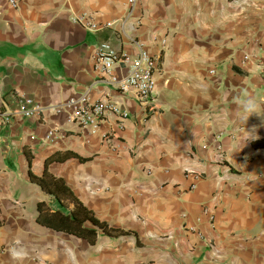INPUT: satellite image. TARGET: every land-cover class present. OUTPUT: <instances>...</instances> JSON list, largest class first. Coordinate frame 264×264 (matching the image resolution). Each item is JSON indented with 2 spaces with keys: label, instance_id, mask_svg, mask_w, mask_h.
Segmentation results:
<instances>
[{
  "label": "crops",
  "instance_id": "crops-1",
  "mask_svg": "<svg viewBox=\"0 0 264 264\" xmlns=\"http://www.w3.org/2000/svg\"><path fill=\"white\" fill-rule=\"evenodd\" d=\"M17 1L0 0V264H264V0ZM132 41L157 60L153 108L94 70L98 46L133 59ZM83 94L126 119L80 128L59 108ZM22 96L36 116L12 115ZM245 96L261 107L244 123ZM54 154L46 181L72 196L30 179ZM73 198L118 232L90 242L37 221L38 203L67 214Z\"/></svg>",
  "mask_w": 264,
  "mask_h": 264
},
{
  "label": "built area",
  "instance_id": "built-area-1",
  "mask_svg": "<svg viewBox=\"0 0 264 264\" xmlns=\"http://www.w3.org/2000/svg\"><path fill=\"white\" fill-rule=\"evenodd\" d=\"M6 2L10 9H16L18 7L17 0H6ZM136 2L137 0H126L130 10L135 6ZM72 21L90 30L112 27L110 23L103 25L96 24L86 16H78ZM132 43L138 50L137 55L133 59L116 53L107 44L98 46L93 54L94 70L107 76L109 78L108 81L114 85L117 90L123 93L133 94L142 105L153 108V95L155 92V80L153 75L157 70V60L143 49L140 42L132 41ZM116 64L128 66V71L123 78H117L112 74L111 71ZM209 74L213 75L214 71L210 70ZM16 101V109L12 114L14 116L29 119L36 116L41 110V107L36 104L32 98L22 96L17 98ZM59 109L69 110L72 123L80 128H89L91 132H96L100 123L103 122L108 115H112L120 121L126 119L128 115L120 106L105 98L99 99L96 102H89L86 94L68 100L62 104ZM0 117H3L4 124L10 122L9 115L4 116V114L0 112ZM55 133L56 130H49L45 139H50ZM103 140L110 147H113L112 140H108L105 137H103ZM194 177L196 178L195 175ZM192 188L194 187L192 186ZM189 231L195 232L193 228H190Z\"/></svg>",
  "mask_w": 264,
  "mask_h": 264
},
{
  "label": "trees",
  "instance_id": "trees-1",
  "mask_svg": "<svg viewBox=\"0 0 264 264\" xmlns=\"http://www.w3.org/2000/svg\"><path fill=\"white\" fill-rule=\"evenodd\" d=\"M73 157H77L74 156ZM67 157L57 156V154L50 155L45 160V170L41 177H36L30 174V179L38 184L40 187L46 189L49 193H53L56 195H61L62 197L72 196L69 188L64 184L63 180L60 178L52 177L49 181H46L47 173V164L54 161H64ZM79 161L85 162L87 159L82 157H77ZM76 206L74 209L70 210L67 214H63L59 211H42V204L38 203L37 205V221L43 223L47 227L53 228L57 231H63L69 234H73L84 239H87L90 242H94L97 237V228L102 231L106 235L113 236L118 232L117 229L109 227L106 223L99 221L96 219L94 214L78 204L75 199H72ZM89 222L92 227H84L85 222Z\"/></svg>",
  "mask_w": 264,
  "mask_h": 264
},
{
  "label": "clouds",
  "instance_id": "clouds-1",
  "mask_svg": "<svg viewBox=\"0 0 264 264\" xmlns=\"http://www.w3.org/2000/svg\"><path fill=\"white\" fill-rule=\"evenodd\" d=\"M239 117L245 123L250 115L252 114H260L258 109H260V105L258 101L252 96H245L239 102Z\"/></svg>",
  "mask_w": 264,
  "mask_h": 264
}]
</instances>
